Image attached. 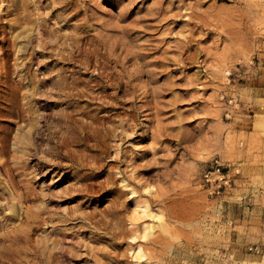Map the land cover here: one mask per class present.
Masks as SVG:
<instances>
[{
  "label": "rangeland",
  "instance_id": "374dc122",
  "mask_svg": "<svg viewBox=\"0 0 264 264\" xmlns=\"http://www.w3.org/2000/svg\"><path fill=\"white\" fill-rule=\"evenodd\" d=\"M4 233H65L68 264H264V0H0Z\"/></svg>",
  "mask_w": 264,
  "mask_h": 264
},
{
  "label": "bare ground",
  "instance_id": "6f19581e",
  "mask_svg": "<svg viewBox=\"0 0 264 264\" xmlns=\"http://www.w3.org/2000/svg\"><path fill=\"white\" fill-rule=\"evenodd\" d=\"M69 2V1H68ZM66 5V4H65ZM21 6H22V4H21ZM69 6V5H68ZM61 7V6H60ZM66 7V6H65ZM23 8H24V6H23ZM69 8V7H68ZM55 9V8H54ZM24 10H25V8H24ZM52 10V9H51ZM23 13V12H22ZM27 13V12H26ZM58 14V13H57ZM28 17H29V15H28ZM31 17V16H30ZM58 17V16H57ZM59 18V17H58ZM191 18V17H190ZM189 18V19H190ZM20 19V18H19ZM26 19V18H25ZM192 19V18H191ZM22 20V19H21ZM26 22V21H25ZM196 22V21H195ZM197 23V22H196ZM198 25H199V23H197ZM199 27V26H198ZM202 29V28H201ZM71 38V37H70ZM69 38V39H70ZM73 39V38H72ZM36 40H38V39H36ZM41 43V42H40ZM55 43V42H54ZM57 43V42H56ZM76 43V42H75ZM38 44V43H37ZM48 44H50V43H48ZM95 44V43H94ZM98 44V43H97ZM101 44V43H100ZM183 44V43H182ZM46 45V44H45ZM58 45V44H57ZM63 45V44H62ZM99 45V44H98ZM97 45V46H98ZM103 45V44H102ZM186 45V44H185ZM55 46H56V44H55ZM76 46V45H75ZM187 46V45H186ZM51 48V46H48V48ZM78 47V46H77ZM76 47V48H77ZM183 47H185V46H183ZM41 48V47H40ZM54 48H57V47H54ZM63 48V47H62ZM80 48V47H79ZM96 48V47H95ZM103 48V47H102ZM187 48V47H186ZM190 48V47H189ZM58 49V48H57ZM78 49V48H77ZM108 49V48H107ZM110 49H112V48H110ZM185 49V48H184ZM62 50V49H61ZM73 50V49H72ZM129 50V49H128ZM57 51V50H56ZM70 51V50H69ZM96 50H94V52H95ZM52 52H53V50H52ZM51 52V53H52ZM58 52V51H57ZM62 52V51H61ZM79 52V51H78ZM98 52V51H97ZM48 53V52H47ZM68 54L69 53H72V52H67ZM66 53V54H67ZM99 53V52H98ZM55 54H57V53H55ZM92 54V53H91ZM103 54V53H102ZM109 54V53H108ZM124 54V53H123ZM127 54V53H126ZM130 54H131V52H130ZM54 55V54H53ZM63 55V54H62ZM71 55V54H70ZM75 55V54H74ZM93 55H95V53L93 54ZM104 55V54H103ZM135 55V54H134ZM52 56V55H51ZM98 56V55H97ZM132 56V55H131ZM56 57V56H55ZM59 57H61V56H59ZM81 57V56H80ZM93 57V56H92ZM102 57V56H101ZM100 57V58H101ZM114 57H116V56H114ZM121 57V56H120ZM64 58H66V57H64ZM72 58V57H71ZM99 58V57H98ZM110 58V57H109ZM123 58H124V55H123ZM134 58V57H133ZM86 59V58H85ZM103 59V58H102ZM101 59V60H102ZM63 60V59H62ZM96 60V59H95ZM106 60V59H105ZM123 60V59H122ZM121 60V61H122ZM61 61V60H60ZM69 61V60H68ZM86 62L85 63H88L87 62V60H85ZM99 61V60H98ZM115 61V60H114ZM66 62V61H65ZM116 62V61H115ZM105 63V62H104ZM108 63V62H107ZM54 64H56V62L54 63ZM75 64V63H74ZM80 64H81V62H80ZM116 64V63H115ZM135 64V63H134ZM100 65V64H99ZM86 66V65H85ZM95 66V65H94ZM93 66V67H94ZM98 66V65H97ZM103 66V65H102ZM107 66V65H106ZM119 68V67H118ZM132 68V67H131ZM135 68V67H134ZM137 68V67H136ZM105 69H107V68H105ZM96 70V69H95ZM100 70V69H99ZM116 70V69H115ZM133 70V69H132ZM135 70V69H134ZM139 70H140V68H139ZM110 71H112V70H110ZM119 71V70H118ZM117 71V72H118ZM128 71H130V70H128ZM145 71V70H144ZM143 71V72H144ZM101 72V71H100ZM105 72V71H104ZM141 72H142V70H141ZM141 72H137V73H141ZM146 72V71H145ZM26 74V73H25ZM97 74V73H96ZM103 74V73H102ZM106 74V73H105ZM122 74H124V73H122ZM121 74V75H122ZM142 74V73H141ZM120 75V76H121ZM129 75V74H128ZM92 76H94V75H92ZM111 76V75H110ZM148 76V75H147ZM25 77V76H24ZM113 77V76H112ZM134 77V76H133ZM57 78V77H56ZM93 78V77H92ZM100 78H101V76H100ZM106 78V77H105ZM58 80H59V78H57ZM61 79H62V77H61ZM60 79V80H61ZM73 79V78H72ZM71 79V80H72ZM98 79V78H97ZM113 79V78H112ZM133 79V78H132ZM21 80V79H20ZM28 80V79H27ZM107 80V79H106ZM116 80V79H115ZM30 81V80H29ZM74 81V80H73ZM92 82H93V80H91ZM109 81H111V80H109ZM121 81V80H120ZM123 81H124V79H123ZM22 82H23V80H22ZM98 82V81H97ZM100 82V81H99ZM98 82V83H99ZM108 82V81H107ZM29 83H31V82H29ZM65 83V82H64ZM73 83V82H72ZM94 83H95V81H94ZM93 83V84H94ZM131 83H133V82H131ZM149 83V82H148ZM21 84V83H20ZM26 84V83H25ZM92 84V85H93ZM97 84V83H96ZM109 84H110V82H109ZM113 84V83H112ZM135 84V83H134ZM143 84V83H142ZM141 84V86H143ZM146 84V83H145ZM108 85V84H107ZM121 85H124L125 87H126V89L124 88V90H122V88H121ZM128 85H129V81H127L126 80V82L124 81L123 83H116V84H114V89L115 90H117L116 91V93L117 92H121V93H123L122 95H124V94H126L127 93V87H128ZM76 85L75 84H70V86H68V85H65V84H62V85H60L59 87H58V89L60 90V92H57V93H55V95L58 97V99H60V98H62L61 100H60V102H64V103H66V105L67 106H71L72 104L71 103H69V99H71V96H73V97H79V99H81L80 98V96L83 94V92H85L86 90H84V88L83 89H81V86H80V89L81 90H76V87H75ZM106 86V85H105ZM108 86H111V85H108ZM103 86H99V85H97V87L96 88H98V89H100V88H102ZM137 87V86H136ZM109 88V87H108ZM138 88V87H137ZM50 88H48V90H49ZM57 89V88H56ZM66 89H68V91H64V90H66ZM75 89V93H71V91L72 90H74ZM95 89V88H94ZM113 89V90H114ZM130 89V88H129ZM71 90V91H70ZM132 90V89H131ZM144 90V89H143ZM153 90H155L154 88H152V92L155 94V92L153 91ZM55 91V90H54ZM93 91V90H92ZM140 91H142L141 90V88H140ZM45 92V91H44ZM53 92V91H52ZM48 93V92H47ZM100 93V92H99ZM140 93V92H139ZM145 93V92H144ZM91 95H92V93H90ZM90 94H88L89 95V97H90ZM97 94H98V92H97ZM96 94V95H97ZM113 94H114V92H113ZM131 94H132V92H131ZM142 94V93H141ZM40 95V94H39ZM85 95V94H84ZM83 95V96H84ZM95 95V96H96ZM99 95V94H98ZM103 95V94H102ZM120 95V94H119ZM145 95V94H144ZM54 96V95H53ZM95 96H91V98L93 99ZM111 96H112V94H111ZM121 96V95H120ZM128 96V95H127ZM132 96V95H131ZM42 97H44V96H42ZM101 97H105L106 98V96L105 95H103V96H100V98ZM124 97V96H123ZM134 97V96H133ZM146 97V96H145ZM50 98H52V97H50ZM108 98V97H107ZM116 98V97H115ZM119 98V97H118ZM125 98V97H124ZM127 99H128V97H126ZM53 99V98H52ZM75 99V98H74ZM77 99V98H76ZM104 99V98H103ZM103 99H100V100H98V101H100L99 103H97L98 105L97 106H95L96 108V110H99V112H100V110H105V109H109L110 107H108V103H106V102H108V101H104ZM114 99V98H113ZM132 99V98H131ZM130 99V97H129V100H131ZM117 100V99H116ZM126 100V99H125ZM151 100V99H150ZM72 101V100H71ZM97 101V102H98ZM119 101H121V100H119ZM115 102V101H114ZM122 102V101H121ZM120 102V103H121ZM129 102V101H128ZM132 102V101H131ZM75 104V103H74ZM77 104V103H76ZM111 104V103H110ZM140 104V103H139ZM25 105V104H24ZM115 105V104H114ZM120 105V104H119ZM123 105V104H122ZM142 105H143V103H142ZM75 106V105H74ZM111 106V105H110ZM28 107V106H27ZM113 107V106H112ZM119 107V106H118ZM137 107H138V105H137ZM144 106H142V108H143ZM141 108V109H142ZM26 109V108H25ZM94 109V110H95ZM111 109V108H110ZM116 109H117V107H116ZM133 109H136V108H134L133 107ZM23 110V109H22ZM26 110H29L28 108L26 109ZM91 110V109H90ZM114 110V109H113ZM16 111H17V109H16ZM24 111V110H23ZM90 112V111H89ZM94 112V111H93ZM110 112V111H109ZM112 112V111H111ZM138 112V111H137ZM28 114H30V113H28ZM71 114V113H70ZM115 114V113H114ZM87 115H88V113H87ZM24 116V115H23ZM28 116V115H27ZM31 116V115H30ZM59 116V115H58ZM25 117V116H24ZM23 117V118H24ZM56 117V116H55ZM20 120H21V117L19 116L18 117ZM63 118V117H62ZM90 119L92 120V122H95V124L97 123H99V121H98V117H96L95 115H92V116H90ZM33 120V119H32ZM66 120V119H65ZM70 120V119H69ZM79 120V119H78ZM100 120V119H99ZM30 121V120H29ZM58 121V120H57ZM71 121H72V119H71ZM28 122V121H27ZM33 122V121H32ZM79 123V122H78ZM126 123V122H125ZM124 123V124H125ZM28 124V123H27ZM30 124V123H29ZM64 124V123H63ZM84 124V123H83ZM97 124H96V126H97ZM108 124V123H107ZM136 124V123H135ZM139 124V123H138ZM77 125V124H76ZM80 125V124H79ZM105 125V124H104ZM112 125V124H111ZM85 126V125H84ZM83 126V127H84ZM89 126V125H88ZM91 126V125H90ZM93 126V125H92ZM113 126V125H112ZM115 126V125H114ZM120 126V125H119ZM121 126H123V125H121ZM79 127V126H78ZM101 127V126H100ZM111 127V126H110ZM105 128V127H104ZM115 128V127H114ZM117 128H118V126H117ZM125 128H127V127H125ZM79 129V128H78ZM85 129L87 130V127L85 126ZM90 130H91V128H89ZM103 129V128H102ZM111 129H112V127H111ZM116 129V128H115ZM61 130V129H60ZM67 130V129H66ZM80 130V129H79ZM101 130V129H100ZM105 130L106 131H108L109 129H107V128H105ZM113 131H114V129H112ZM123 130V129H122ZM48 131V130H47ZM59 131V130H58ZM68 131V130H67ZM89 131V130H88ZM125 130H123V132H124ZM52 132V131H51ZM81 132V131H80ZM87 132V131H86ZM85 132V133H86ZM95 132H96V134H97V131H96V128H95ZM99 132V131H98ZM102 132V131H101ZM104 132V131H103ZM109 132V131H108ZM122 132V131H121ZM61 133V132H60ZM68 133V132H67ZM84 133V134H85ZM88 133V132H87ZM86 133V134H87ZM91 133H93V132H91ZM114 133V132H113ZM64 134V133H63ZM72 134V133H71ZM89 134V133H88ZM119 134V133H118ZM55 135V134H54ZM90 135V134H89ZM120 135V134H119ZM122 135H123V133H122ZM52 136V135H51ZM60 136V135H59ZM75 136V135H74ZM88 136V135H87ZM95 136V135H94ZM99 136V135H98ZM103 136V135H102ZM106 136H108V135H106ZM117 136V135H116ZM62 137V136H61ZM70 137V136H69ZM76 137V136H75ZM78 137V136H77ZM82 137H83V135H82ZM123 137V136H122ZM72 138V137H71ZM74 138V137H73ZM51 139V138H50ZM82 138H78L76 141L77 142H79L80 140H81ZM94 140L96 139L95 137L93 138ZM104 139V138H103ZM121 139V138H120ZM73 140V139H72ZM83 140V139H82ZM123 140V139H122ZM69 141V140H68ZM75 141V142H76ZM86 141V140H85ZM74 143V142H73ZM80 143V142H79ZM59 144V143H58ZM61 144H62V142H61ZM72 144V143H71ZM60 146V145H59ZM22 147V146H21ZM18 148V147H17ZM23 148V147H22ZM26 148V147H25ZM30 148H31V146H30ZM16 149V148H15ZM32 149H35V148H32ZM25 150V149H24ZM56 150V149H55ZM33 151V150H32ZM25 152V151H24ZM26 154H29V153H27L26 152ZM22 162V161H21ZM29 191V190H28ZM27 191V192H28ZM31 191V190H30ZM31 193H32V191H31ZM31 194H30V192H29V196H30ZM19 197H20V195H19ZM31 198V197H30ZM32 198H33V196H32ZM34 198H35V196H34ZM41 198V197H40ZM72 199V197H70V198H64L62 201H67V200H71ZM7 200V199H6ZM14 206V205H13ZM12 210H13V207H12ZM35 214V213H34ZM35 216H37V215H35ZM64 217V216H63ZM38 218V217H37ZM35 222V221H34ZM36 224V223H35ZM34 224V225H35ZM38 226H39V224H37ZM2 227V226H1ZM17 228V227H16ZM2 229V228H1ZM12 229V228H11ZM8 230V229H7ZM36 230H38V229H34V231H36ZM2 231V230H1ZM4 231V230H3ZM11 231V230H10ZM10 231H9V233H10ZM22 231V230H21ZM59 231V230H58ZM7 232V231H6ZM12 232H14L13 230H12ZM11 232V234H14V233H12ZM63 232V231H62ZM29 233H31V232H29ZM20 234V233H19ZM32 234V233H31ZM59 234V236H60V238H58L57 240H54V241H52V243L50 244V247H49V245L47 244V245H43V246H41V248H39V247H37V245H39V243H37V244H35L36 246H34V244H31L30 243V240L29 239H25L24 240V243L22 244L21 242H19V243H21L22 245H20L19 243H17L19 240H17V238L18 237H14V235H13V238L12 239H9L10 237H12V236H7L6 237V233H4V234H0V264H68V260H69V258H68V252H69V250H68V248L66 247V240H65V238H66V234L65 233H58ZM9 235V234H8ZM17 235V234H16ZM22 236V235H21ZM23 237V236H22ZM25 237V236H24ZM21 238V237H20ZM26 238V237H25ZM19 239V238H18ZM13 240H16L15 242H13ZM7 241H9V244L7 245V244H5ZM23 242V241H22ZM33 242V241H32ZM50 242V241H49ZM48 242V243H49ZM41 245V244H40ZM21 255H24V257L25 256H27V255H29V256H31V258L30 259H24V257H22Z\"/></svg>",
  "mask_w": 264,
  "mask_h": 264
}]
</instances>
